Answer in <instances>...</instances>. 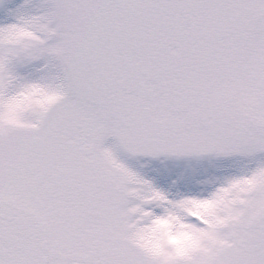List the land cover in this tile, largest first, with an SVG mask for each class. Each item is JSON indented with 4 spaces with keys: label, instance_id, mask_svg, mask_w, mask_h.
<instances>
[{
    "label": "snow or ice",
    "instance_id": "6c2138e0",
    "mask_svg": "<svg viewBox=\"0 0 264 264\" xmlns=\"http://www.w3.org/2000/svg\"><path fill=\"white\" fill-rule=\"evenodd\" d=\"M0 264H264V0H0Z\"/></svg>",
    "mask_w": 264,
    "mask_h": 264
}]
</instances>
